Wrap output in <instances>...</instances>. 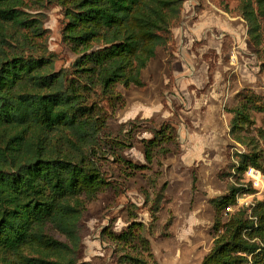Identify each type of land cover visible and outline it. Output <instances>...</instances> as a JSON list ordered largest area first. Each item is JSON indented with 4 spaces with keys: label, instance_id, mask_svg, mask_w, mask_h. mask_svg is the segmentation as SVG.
<instances>
[{
    "label": "trees",
    "instance_id": "16d2710c",
    "mask_svg": "<svg viewBox=\"0 0 264 264\" xmlns=\"http://www.w3.org/2000/svg\"><path fill=\"white\" fill-rule=\"evenodd\" d=\"M234 1L251 51L264 67V0ZM49 4L60 6L62 41L77 55L68 68L57 69L48 48L39 10ZM182 6L183 0H0V264H88L81 261L86 203L101 192L123 194L119 176L144 168L118 155L138 141L134 127L140 119L123 123L117 135L107 129L125 105L118 87H144L142 71L159 47L174 54ZM208 72L211 78V66ZM235 98L224 110L231 115L229 136L246 147L230 164L238 181L248 167L264 173L261 149L247 135L252 112H264V101L246 87ZM175 126L170 119L153 125L152 137L142 141L147 164L165 157L169 144L179 148ZM257 134L262 137V129ZM109 158L116 166L110 173L103 168ZM150 184L155 219L168 197L164 185ZM241 190L253 192L229 183L208 199L213 242L200 264H242L247 256L250 264H264V200L253 207L256 221L245 208L225 212ZM128 208L131 220L124 229L101 230V239L115 246L113 264H159L149 227L136 220L132 204ZM172 217L157 238L172 236Z\"/></svg>",
    "mask_w": 264,
    "mask_h": 264
},
{
    "label": "rangeland",
    "instance_id": "374dc122",
    "mask_svg": "<svg viewBox=\"0 0 264 264\" xmlns=\"http://www.w3.org/2000/svg\"><path fill=\"white\" fill-rule=\"evenodd\" d=\"M184 1L182 15L189 11V5ZM219 1L229 6V14H237L234 0H213L222 8ZM39 11L44 14L48 48L57 56L55 67H70L77 55L62 41L64 17L60 6L49 4ZM180 24L181 21L176 28ZM238 33L240 42L225 35L222 36L219 53L208 49L204 54L195 51L201 40L185 45L178 36L174 41L172 56L159 47L155 58L143 70L144 87H118L125 98V105L114 112L107 122V129L112 135H117L123 123L140 119V123L136 121L134 127L138 141L132 147L118 151V155L144 168L131 169L129 176H119L125 186L123 194L115 196L101 192L86 203L82 228L84 257L81 261L88 264H113L115 246L101 239V230L108 226L114 232L124 229L131 220L128 207L132 204L136 220L149 227L151 233L148 236L155 245L157 257L159 260L162 258L161 263L177 264L178 261L179 264H200L213 241V209L208 199L223 194L229 183L246 189L252 187L246 174H242L237 181L233 176L235 170L230 168V164L236 160V153L245 151L246 147L229 136L228 122L231 115L224 107L235 103L234 93L245 87L262 96L264 101V67L252 55L248 37L242 40V26ZM218 58L221 60L218 61ZM210 66L211 78L208 72ZM226 66L231 68L225 70ZM217 70L220 73L216 78L218 73L214 74ZM214 81L221 87L228 82L230 88L228 100L219 106L216 94L204 95L209 92ZM209 108L215 111V117L214 112L208 113ZM169 119L176 125L179 148L169 144L170 152L165 157L156 158L147 164L142 141L152 137L154 124ZM252 119L254 125L247 135L256 138L264 163V112L253 111ZM259 129H262V137L257 136ZM115 167L111 158L103 162L104 170L109 173ZM151 180L158 187L164 185L168 197L161 202L162 208L155 219L151 218L150 211L153 205ZM253 192L254 203L264 200V187L253 188ZM170 213L173 217L168 230H172L174 236L169 239L157 238ZM57 236L63 239V236Z\"/></svg>",
    "mask_w": 264,
    "mask_h": 264
},
{
    "label": "crops",
    "instance_id": "0c3cea01",
    "mask_svg": "<svg viewBox=\"0 0 264 264\" xmlns=\"http://www.w3.org/2000/svg\"><path fill=\"white\" fill-rule=\"evenodd\" d=\"M184 3H188L189 11L186 12V15L185 14L182 15L180 26L174 29L175 40H177L179 36L180 42L184 41L185 45L194 43L196 42V40L197 41L201 40L202 42L200 43V46L196 47L195 49V51H197L198 53L204 54L208 49H214L216 53H219L220 49H222V42H223L222 36L225 35H230L232 36L233 40L240 42L241 37H239L240 35L238 33V29L241 28V26L243 28V33H244L242 40L247 38L245 22L239 15L234 14V16H232L231 14H229L228 11H224L219 5H217L216 3L210 0H185ZM196 7L199 8V11H196ZM176 30L177 32H175ZM252 55L255 57L253 53ZM220 60L221 58H218V61ZM228 66L225 67V70L231 68ZM219 73L220 72H218L217 70L214 76L217 74L216 75L217 78ZM218 85L219 84L214 81L209 92L204 94V95L216 94V97H219V103L217 104V106L224 104V102L228 100L229 98L228 89H230L228 82L225 84L223 83V87ZM237 92H235L233 95V99L235 103H233L232 105L237 103V100L235 98V94ZM212 112H214L213 116L214 115L216 116L215 111L209 108L208 113H212ZM170 232H172V236L169 238H172L174 236L173 231L171 230ZM169 238H161V239H169ZM210 248L211 247H208L207 252L210 250ZM152 251L156 256L159 264H164L161 263L160 261L162 260V258H160L159 260V257H157L158 252H156L155 245L153 246V242H152ZM177 264H179L178 261Z\"/></svg>",
    "mask_w": 264,
    "mask_h": 264
},
{
    "label": "built area",
    "instance_id": "2783aa9c",
    "mask_svg": "<svg viewBox=\"0 0 264 264\" xmlns=\"http://www.w3.org/2000/svg\"><path fill=\"white\" fill-rule=\"evenodd\" d=\"M249 178V182L251 186L255 189H261L264 187V173H262L258 168L248 167L245 173ZM246 189V188H244ZM254 192H246L245 190H241L236 194V203L233 206H229L226 208L225 212H232L238 208H245L247 212V216L250 219L256 221V217L253 213V207L255 205L253 201ZM251 257L247 256V260L242 264H250Z\"/></svg>",
    "mask_w": 264,
    "mask_h": 264
}]
</instances>
